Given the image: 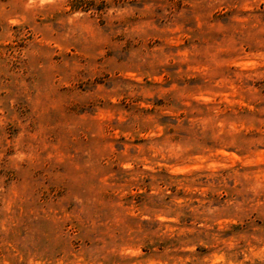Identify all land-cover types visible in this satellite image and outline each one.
I'll list each match as a JSON object with an SVG mask.
<instances>
[{"label": "clouds", "instance_id": "clouds-1", "mask_svg": "<svg viewBox=\"0 0 264 264\" xmlns=\"http://www.w3.org/2000/svg\"><path fill=\"white\" fill-rule=\"evenodd\" d=\"M0 264H264V0H0Z\"/></svg>", "mask_w": 264, "mask_h": 264}]
</instances>
